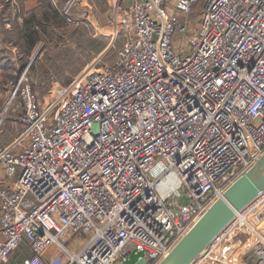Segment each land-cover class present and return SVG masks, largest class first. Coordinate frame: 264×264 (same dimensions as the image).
I'll return each instance as SVG.
<instances>
[{"label":"built area","instance_id":"2783aa9c","mask_svg":"<svg viewBox=\"0 0 264 264\" xmlns=\"http://www.w3.org/2000/svg\"><path fill=\"white\" fill-rule=\"evenodd\" d=\"M196 3L117 7L115 60L87 66L55 112L18 79L11 144L0 117V264L24 241L22 264H46L50 246L65 264H157L264 154V0H205L182 22ZM68 233L86 238L78 250ZM190 264H264V190Z\"/></svg>","mask_w":264,"mask_h":264},{"label":"rangeland","instance_id":"374dc122","mask_svg":"<svg viewBox=\"0 0 264 264\" xmlns=\"http://www.w3.org/2000/svg\"><path fill=\"white\" fill-rule=\"evenodd\" d=\"M26 1L28 0L16 1L19 9L15 10V14L17 12L21 14H18L19 16H21V20L18 19L19 22L22 21V13L26 10L24 7V3ZM43 1L49 2L50 6L59 13L61 17L60 20L65 21L67 23V26L64 30L60 31L62 35V41L57 42L56 45L51 43L48 49H42L43 43H38L36 45L30 56L28 55L29 57L26 61L27 63L24 68H22L23 70L20 73L19 78L23 74H25L22 82H32L34 86V90L32 91L40 103L43 104L48 100L53 102L56 100L58 102L60 100V102L53 109V111L55 112L58 109V105L62 101L64 92L71 90L73 80L87 66L95 63H98V66L102 65L103 63L111 64L115 60L118 50L125 43V36L118 32L117 7L124 6L129 2V0H102L105 3H101V5L100 3H96V1L94 0ZM11 2L12 7H15V2ZM69 2L70 4H68ZM82 2H86L90 6L92 15L94 17L97 18V16H100V20H102L101 16L105 17V19L102 21L103 23L105 22L104 24H102V22L99 20L102 28L98 30L94 28L92 15H90L89 13L88 15H86L87 11L89 10L88 5L79 7L80 3ZM204 3L205 0H197L194 11L188 14V16L185 18L181 17L180 20L182 22L190 21L193 25H195V23L199 19V13ZM37 6H39V2L34 7ZM76 8L82 10L81 13H79L78 11L77 12L79 16L83 18V21H80L79 25L76 26L77 28H75V24L71 22L76 18L73 14V11L76 10ZM85 8H87L88 10H86ZM10 9L12 8L10 7ZM1 10L2 6L0 5V48H4L5 51L3 50V54L14 61V64H16L17 66L19 64L20 52H18V49H16V47L1 42V39L3 37L2 29L10 28L12 20L8 16V13L6 11L3 12L4 14H2ZM8 17L10 21L7 20ZM173 39L175 46H179L181 42L179 34H176ZM100 43L105 44L106 46L100 53L97 54V49L93 50V48L97 47ZM32 63H34L33 71L29 69ZM1 72L2 71L0 70V80L2 79ZM44 72L48 73V76L46 77V79L41 80ZM17 82L18 80L16 81L14 86L10 85V83H6L4 89H0V117H4L1 139L2 141L6 140V144H11L15 138L19 137L23 130V126L21 124L12 121V117L21 114V112L23 111V108L19 103V96L14 100V97H11V94ZM19 110L21 111L19 112ZM85 240L86 238L81 234L68 233L67 240L63 243L70 250H78L80 247V243L84 242ZM246 240L247 238L245 236H239V241L241 243H246L247 254H245L244 257L246 255H250L255 247L249 245ZM248 242H252L251 244H253V238H250ZM55 248L63 253V255H65V257L67 258L66 254L63 251H61L58 247Z\"/></svg>","mask_w":264,"mask_h":264},{"label":"trees","instance_id":"16d2710c","mask_svg":"<svg viewBox=\"0 0 264 264\" xmlns=\"http://www.w3.org/2000/svg\"><path fill=\"white\" fill-rule=\"evenodd\" d=\"M11 1L13 0H0L2 14H4L3 12L5 11L9 12L10 4L12 3ZM38 1L39 6L34 7L27 15H23L22 13L23 16L21 22L18 21V14L20 13L17 12L15 17L11 20V27L2 29L3 37L1 42L16 47L18 52H20V55L19 64L16 66L14 61L3 54L4 48H0V70L2 71L0 89H4L6 83H10V85L14 86L23 70L22 68H24L27 63L26 61L28 57L38 43H43L42 49H48L51 43L56 45L57 42L62 41L60 31L65 29L67 23L60 20L61 17L59 13L50 6L49 2L43 0ZM94 1L98 4L100 3V5L101 3H105L102 0ZM105 46V44L100 43L97 47L93 48V50L97 49L96 53L98 54L105 48ZM33 66L34 63H32L29 68L31 71L34 70ZM47 76L48 73L44 72L41 80L46 79ZM24 85H29L31 89L34 90L32 82H21L20 86ZM16 97H18L17 94L14 96L13 100ZM33 256L34 254L32 253L29 244L27 241H24L11 253L7 264H22L25 258H31ZM42 260L46 264H65L67 262L65 255L54 246L48 247L43 252Z\"/></svg>","mask_w":264,"mask_h":264},{"label":"water","instance_id":"95a60500","mask_svg":"<svg viewBox=\"0 0 264 264\" xmlns=\"http://www.w3.org/2000/svg\"><path fill=\"white\" fill-rule=\"evenodd\" d=\"M7 109V107H6ZM5 109V111H6ZM264 190V154L217 198L170 252L157 264H190L234 217ZM180 202L186 203L182 197ZM143 253L131 254L124 264H137Z\"/></svg>","mask_w":264,"mask_h":264},{"label":"crops","instance_id":"0c3cea01","mask_svg":"<svg viewBox=\"0 0 264 264\" xmlns=\"http://www.w3.org/2000/svg\"><path fill=\"white\" fill-rule=\"evenodd\" d=\"M14 2H15V7L13 6L12 7V3L10 4V7L12 8V9H10L9 8V12H7L8 13V16L11 18V19H13L14 17H15V10H18L19 9V7H18V5H17V3H16V0H13ZM125 1H127V0H125ZM39 2V1H38ZM37 2V0H28V1H26L25 3H24V7H25V11H23V15H27L31 10H32V8L38 3ZM83 5V6H82ZM84 5H88L86 2H82V3H80V6L79 7H84ZM88 7H89V10L87 9V8H85L86 10H88L87 11V13H86V15H88V13L90 14V15H92V11H91V9H90V6L88 5ZM21 10V9H20ZM79 13H81L82 12V10H80V9H78V8H76V10H74L73 11V14H74V16L76 17L75 18V20H72L71 22L72 23H74L75 24V28H77L76 26L77 25H79V23H80V21H83V18H81L80 16H79V14H78V12ZM99 15V14H98ZM9 17H8V21H10V19H9ZM99 17L100 16H97V18L96 17H94L93 15H92V19H93V26H94V28L96 29V30H98V29H100V28H102L101 27V24H100V21L102 22L104 19H105V17L104 16H101L102 17V20H100L99 19ZM86 18V17H85ZM18 19L19 20H21V16H19L18 15ZM100 20V21H99ZM84 23V22H83ZM105 23V22H104ZM103 22H102V24H104ZM92 27V26H91ZM75 28H73V29H75ZM2 80V79H1ZM1 80H0V82H1ZM51 103H53V101H46V102H44L43 104L42 103H40L41 105H42V107L43 108H46L47 106H49ZM21 110H19V112H20ZM12 121H13V117H12ZM14 139V138H13ZM4 141V140H3ZM4 143L6 144V140L4 141ZM0 175H1V173H0ZM245 260H247V261H250V260H252L253 258H254V254H253V252H251L250 253V255H246L245 257Z\"/></svg>","mask_w":264,"mask_h":264}]
</instances>
